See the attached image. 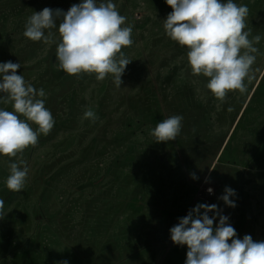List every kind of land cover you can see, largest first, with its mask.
I'll return each mask as SVG.
<instances>
[{
    "label": "rangeland",
    "instance_id": "1",
    "mask_svg": "<svg viewBox=\"0 0 264 264\" xmlns=\"http://www.w3.org/2000/svg\"><path fill=\"white\" fill-rule=\"evenodd\" d=\"M81 2L0 0V63L21 64L17 74L45 90L55 120L22 154L29 173L20 193L6 187L16 158L0 155V264H30L39 247L45 255L58 246L84 264H185L187 246L173 244L170 228L198 203L216 204L238 238L264 241V155L257 140L243 155L236 146L264 118V0H234L248 6V28L262 39L248 91L230 92L223 104L204 87L207 78L191 75L187 48L166 36L172 9L165 0H113L124 26L133 25L120 88L110 74L97 81L60 70L56 45L25 38V22L45 7L66 12ZM52 31L58 38V27ZM88 108L95 122L83 117ZM173 115L183 116L180 135L155 142L150 130ZM226 186L235 190V207L219 199Z\"/></svg>",
    "mask_w": 264,
    "mask_h": 264
},
{
    "label": "clouds",
    "instance_id": "2",
    "mask_svg": "<svg viewBox=\"0 0 264 264\" xmlns=\"http://www.w3.org/2000/svg\"><path fill=\"white\" fill-rule=\"evenodd\" d=\"M165 2L172 9L163 20L165 34L187 48L191 75L207 78L204 87L220 104L226 102L230 92L246 93L245 81L250 83L255 79L252 66L259 54L255 45L262 39L248 28V6L238 5L234 0ZM126 19L113 0H82L66 12L49 7L34 11L26 19L23 36L33 42L55 44L58 68L66 74L78 79L82 74H95L97 81L105 80L110 74L114 85L120 88L122 75L132 62L122 49L134 43L133 25L124 26ZM57 27L58 38L52 31ZM20 68V63H0V93L3 94L0 103L10 104L13 109L0 108V155L16 158L8 164L6 178V187L14 193L22 191L29 173L23 152L35 147L39 135L47 136L55 124L45 106V90L35 88L23 75L17 74ZM231 110L229 107L228 111ZM83 117L92 122L98 119L91 108L84 111ZM182 121V115L170 116L149 134L157 143L174 141L181 133ZM191 175L197 179L195 173ZM207 191L211 194L213 189ZM235 195V190L226 186L219 199L235 207L230 199ZM4 206V200L0 199V219L6 215ZM210 212L215 214L210 217ZM217 217L219 222L214 225ZM170 239L175 245L187 246L185 264H264V241H254L250 235L238 238L229 217L220 214L216 204L198 203L170 228Z\"/></svg>",
    "mask_w": 264,
    "mask_h": 264
},
{
    "label": "crops",
    "instance_id": "3",
    "mask_svg": "<svg viewBox=\"0 0 264 264\" xmlns=\"http://www.w3.org/2000/svg\"><path fill=\"white\" fill-rule=\"evenodd\" d=\"M255 123L257 124L255 128H253L254 122L252 125H248L246 127V130L243 132L241 137L238 139L239 142H237V148L238 150L242 152L248 151L250 149H253L254 143L257 140V143L260 149V153L264 155V118L263 116H257ZM225 143V142H224ZM224 145V144H223ZM235 147V145H234ZM233 147V148H234ZM243 155V153H241ZM260 170L261 172L264 171V158L260 160ZM54 247V246H53ZM40 249V250H39ZM41 247L38 248V252L36 253L35 258L31 261L30 264H58V262L67 261L68 264H84L81 262L77 257L70 259L68 256L69 250L67 248H64L62 246L56 247L57 250H51L49 253L45 252L43 255ZM45 249H48L45 247ZM52 249V247H50ZM55 254V255H54ZM112 264H139L133 259H122L121 262H116ZM148 264V263H147Z\"/></svg>",
    "mask_w": 264,
    "mask_h": 264
},
{
    "label": "built area",
    "instance_id": "4",
    "mask_svg": "<svg viewBox=\"0 0 264 264\" xmlns=\"http://www.w3.org/2000/svg\"><path fill=\"white\" fill-rule=\"evenodd\" d=\"M207 189H208V188H206L205 193H206L207 195H213V192L210 194V193L207 191Z\"/></svg>",
    "mask_w": 264,
    "mask_h": 264
}]
</instances>
